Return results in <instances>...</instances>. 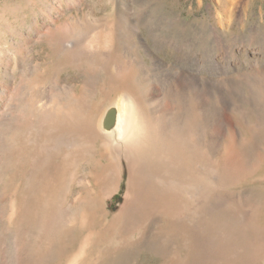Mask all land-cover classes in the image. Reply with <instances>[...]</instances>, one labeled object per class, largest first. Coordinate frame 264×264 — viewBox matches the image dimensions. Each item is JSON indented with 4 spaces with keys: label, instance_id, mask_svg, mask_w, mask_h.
Wrapping results in <instances>:
<instances>
[{
    "label": "rangeland",
    "instance_id": "374dc122",
    "mask_svg": "<svg viewBox=\"0 0 264 264\" xmlns=\"http://www.w3.org/2000/svg\"><path fill=\"white\" fill-rule=\"evenodd\" d=\"M0 264H264V0H0Z\"/></svg>",
    "mask_w": 264,
    "mask_h": 264
},
{
    "label": "bare ground",
    "instance_id": "6f19581e",
    "mask_svg": "<svg viewBox=\"0 0 264 264\" xmlns=\"http://www.w3.org/2000/svg\"><path fill=\"white\" fill-rule=\"evenodd\" d=\"M227 1L231 2V4H233L235 2V0H227ZM117 118L118 117H116L115 121H117ZM131 185H132V182L130 181V187H131ZM133 187H135V185ZM133 187H131V188H133ZM132 196H134V195H132ZM137 200H140V199H137ZM137 202L138 201H133L132 202V200H131V202L129 204H127L125 206V208L121 212H119L118 214H116L113 217H111V219L109 221V223H110L109 225L115 227L118 230V233L128 231L130 229V227H132L131 223H132V220H133L132 219L133 218V214L136 212V209L138 207L137 206L138 205Z\"/></svg>",
    "mask_w": 264,
    "mask_h": 264
}]
</instances>
